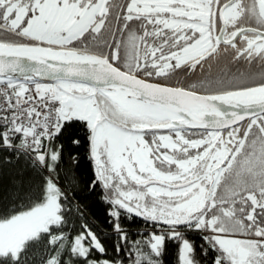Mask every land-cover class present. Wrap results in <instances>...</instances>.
Returning a JSON list of instances; mask_svg holds the SVG:
<instances>
[{"label":"snow or ice","instance_id":"6c2138e0","mask_svg":"<svg viewBox=\"0 0 264 264\" xmlns=\"http://www.w3.org/2000/svg\"><path fill=\"white\" fill-rule=\"evenodd\" d=\"M0 264H264V0H0Z\"/></svg>","mask_w":264,"mask_h":264}]
</instances>
